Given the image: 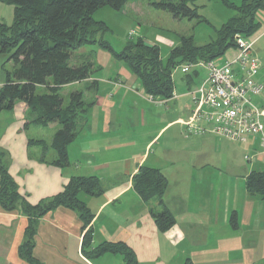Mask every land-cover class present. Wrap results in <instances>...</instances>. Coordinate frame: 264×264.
I'll return each instance as SVG.
<instances>
[{
  "label": "crops",
  "instance_id": "1",
  "mask_svg": "<svg viewBox=\"0 0 264 264\" xmlns=\"http://www.w3.org/2000/svg\"><path fill=\"white\" fill-rule=\"evenodd\" d=\"M256 16L260 27L248 38L262 61L255 79L264 70V7ZM89 52L98 58L99 70L62 88L93 87L82 92L87 107L78 135L67 146L66 167L40 161L43 145L37 142L48 145L57 124L42 127L48 130L45 142L40 133L28 135L30 126L37 125L25 126L22 103L0 113L1 163L25 203L34 206L56 196L73 177H96L103 187L99 196H79L93 215L85 230L79 214L62 207L36 221L33 258L39 264H109V259L124 264L120 255L83 256L82 239L90 229L91 249L123 243L137 264H264V198L249 194L245 187L249 175L264 174L260 137H248L242 144L212 134H187L182 122L190 118L191 108L178 110L173 120L168 115L154 123L156 114L142 104L167 101L146 96L129 67L109 52L97 46ZM5 60L0 61V88L5 83ZM108 66L114 72L108 73ZM201 70L205 71L200 68L184 76L189 92L205 78L200 79ZM125 109H133L139 120L124 122ZM141 167L157 169L167 180L163 206L175 219L167 232L157 229L149 213V207L159 211L162 206L143 202L133 189V177ZM27 226L23 213L0 206V264H27L18 253Z\"/></svg>",
  "mask_w": 264,
  "mask_h": 264
},
{
  "label": "trees",
  "instance_id": "2",
  "mask_svg": "<svg viewBox=\"0 0 264 264\" xmlns=\"http://www.w3.org/2000/svg\"><path fill=\"white\" fill-rule=\"evenodd\" d=\"M189 1L193 5L194 0H165L153 5L175 19L202 22L197 7H191ZM263 1L241 0L239 5L226 3L234 14L216 31L215 39L198 46L192 36H180L166 60H162L159 47L142 38L129 39L120 52H115L106 41L98 38L107 28L104 23L94 21L95 12L104 7L120 11L127 0H0L14 9L12 24L0 23V55L6 57L4 64H13L11 70L4 69L3 65L5 83L0 88V113L11 111L22 103L25 126L57 124L59 128L48 145L37 142L43 145L40 161L66 167L67 146L78 135L87 103L82 92L70 93L65 103L61 90L64 86L87 80L99 70L92 54L82 56L81 64L72 65L77 50L87 45L109 52L129 67L146 96L156 101H168L174 92V68L183 63L216 60L230 47H235L236 35L252 37L260 27L256 15L264 7ZM37 88L44 90L37 93ZM166 187L167 180L157 169L141 167L133 177V189L141 200L162 206L159 211L149 207V213L162 233L175 224L173 215L163 206ZM245 187L249 194L264 198V174L249 175ZM102 192L98 178L73 177L61 193L31 206L19 195L17 185L1 163L0 153V206L6 212L20 211L28 218L24 240L18 249L19 256L27 264H39L32 256L34 229L39 218L58 207L70 209L79 214L85 230L93 215L79 196H99ZM82 252L87 259L113 254L122 256L124 264H137L133 252L123 243H105L91 249L90 229L83 236Z\"/></svg>",
  "mask_w": 264,
  "mask_h": 264
},
{
  "label": "rangeland",
  "instance_id": "3",
  "mask_svg": "<svg viewBox=\"0 0 264 264\" xmlns=\"http://www.w3.org/2000/svg\"><path fill=\"white\" fill-rule=\"evenodd\" d=\"M161 1L165 0H127V3L120 11H114L108 7L99 9L93 15V19L96 22L104 23L107 31L101 36L99 35L98 38H102L103 41H106L115 52L121 51L129 39L136 40V38H142L146 42L158 46L162 60H166L170 49L173 45L175 46L179 42L180 36H192L194 38V43L198 46L207 44L215 39L216 31L234 14L226 3L239 5L241 2V0H194L193 5H191L192 1H189L191 7H197V14L203 20L198 23L196 19H175L168 12L155 8L153 4ZM13 18V6L0 3V23L10 25L12 24ZM130 31L134 32L132 38H129ZM158 37L160 39H158ZM91 49L92 46L85 45L77 50L73 55L72 65L81 64L83 62L82 56L91 54L93 55L94 61H97L98 58L96 59L94 54L89 52ZM235 56V48L230 47L224 55L217 59V61H230ZM107 57L108 59L110 58L109 56ZM1 59L4 61L5 56H0V61ZM110 61L114 60L110 58ZM260 62L262 63V61ZM120 65L127 69V65L124 62ZM12 66L13 64L9 62L4 65V68L11 70ZM106 68L108 73L114 72V70H112L113 66H108ZM200 74L201 79L205 77L206 72L201 70ZM263 74L264 70L258 75L257 80L260 82H264ZM172 79L175 95L173 99L167 101L166 104H154L149 102L148 104H142V108H145L147 112L152 111L156 114V119L153 120L154 123H159L166 117L168 119V115H170V117H172L171 120H173L175 112L183 109L190 110L192 107L188 90L189 88L186 86V80L184 75L180 72L179 67L173 70ZM92 88V85L89 87H87V85H80L74 88H64L63 91L61 90V96L64 98V102L67 103L68 95L70 93L84 92V90H91ZM42 90H44V88H37V93ZM254 103L258 104L259 99H254ZM133 112V109H125L123 113L124 117H121V119L124 122L136 123L139 120V117L137 115V118H135ZM79 122H81V120H79ZM34 127L35 126H30L28 129V135L32 137L35 133H40L43 135L45 138L44 141L46 142L48 130L42 129L39 125H37L38 130ZM171 131L165 133L162 139L169 137ZM108 262L109 264H119V262L112 259H109Z\"/></svg>",
  "mask_w": 264,
  "mask_h": 264
},
{
  "label": "built area",
  "instance_id": "4",
  "mask_svg": "<svg viewBox=\"0 0 264 264\" xmlns=\"http://www.w3.org/2000/svg\"><path fill=\"white\" fill-rule=\"evenodd\" d=\"M133 36L130 31L129 38ZM234 45L237 54L230 61H198L174 68L179 67L184 76L200 68L206 71L205 78L189 92L191 116L182 124L187 134H212L242 144L248 137L259 136L264 146V83L255 79L261 63L250 40L236 35Z\"/></svg>",
  "mask_w": 264,
  "mask_h": 264
}]
</instances>
